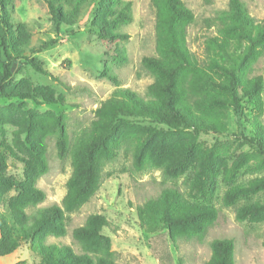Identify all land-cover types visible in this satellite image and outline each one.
<instances>
[{
  "label": "rangeland",
  "instance_id": "rangeland-1",
  "mask_svg": "<svg viewBox=\"0 0 264 264\" xmlns=\"http://www.w3.org/2000/svg\"><path fill=\"white\" fill-rule=\"evenodd\" d=\"M46 1L3 0L0 15L10 26L15 53L6 78L8 59L0 46V79L7 91L36 98L0 97V143L12 151L0 179L27 190L20 198L29 213L60 204L71 175L80 187L90 159L102 169L98 188L79 209L64 213L62 229L51 230L46 243L60 240L80 254L72 230L96 213L115 227L99 231L104 239L96 249L99 255L112 264H158L150 250L155 234L139 227L136 206L163 188H175L180 206L197 219L165 230L174 264H208L215 238L232 240L234 264H264V153L249 139L253 126L264 139V46L240 74L243 82L262 76L261 110L244 104L239 119L232 108L205 109L222 118L224 132L182 128L163 100L168 124L130 116L108 135L94 124L101 103L117 87L144 95L154 80L140 63L155 54L150 0H49L59 8L60 23ZM182 1L194 15L187 46L193 60L202 63L203 41L214 31L206 18L226 8L228 0ZM242 1L253 22L264 20V0ZM124 2L130 3L129 20L117 18ZM50 39L55 43L42 48ZM16 195L13 188L0 186V205ZM14 251L17 264L38 261L23 241ZM70 264L88 262L79 257Z\"/></svg>",
  "mask_w": 264,
  "mask_h": 264
},
{
  "label": "trees",
  "instance_id": "trees-1",
  "mask_svg": "<svg viewBox=\"0 0 264 264\" xmlns=\"http://www.w3.org/2000/svg\"><path fill=\"white\" fill-rule=\"evenodd\" d=\"M46 2L60 23L58 6L52 5L49 0ZM150 3L154 11L155 54L143 56L140 63L143 69L153 75L154 80L147 85L144 95L127 87L115 88L101 103L94 122L96 126L110 135L130 116H146L152 121L168 124V117L162 107L163 100H167L164 104L168 112L182 128L202 132L221 133L227 130L220 116L205 110L210 107L232 108L239 119L244 117V104L261 110L259 94L262 91V76L257 75L243 82L240 74L246 62L255 59L264 46V20L253 22L242 0H228L226 8L217 9L206 18V26L213 27L214 31L205 37L204 58L202 63H198L191 57L186 40L187 27L194 20L191 9L182 0H150ZM129 9L130 3L124 2L117 12V18L129 20ZM2 11L3 0H0ZM0 26V46L8 59L5 67L7 78L12 54L15 53L14 44L8 34V21L2 15ZM54 43L53 39L45 41L42 48ZM30 64L36 71L40 70L32 61ZM2 80L4 78L0 79V97L36 98L18 90L7 91ZM193 114L196 121L189 117ZM251 132L249 139L259 152L264 153V139L258 135L254 126ZM61 135L65 136L62 130ZM64 146L63 142L61 149ZM9 156H12V151L7 143H0V168L8 166ZM14 159L17 160L15 155ZM85 172L80 187L75 185V175L69 177L60 204L36 208L29 213L20 198L27 190L24 191L19 182L0 179V186L7 185L17 192L14 198L0 205V255L12 253L19 242L23 241L38 258L36 264H70L73 258L79 257L88 264L93 259H96V264H112L96 252L103 239L99 233L101 228H115L102 215L91 213L82 226L72 230L73 239L81 245L80 254L60 240L51 243L45 241L51 230L60 232L64 213L79 209L84 199L98 188L102 172L100 163L90 159ZM34 191L43 197L39 189ZM136 212L139 227L155 234L150 248L152 256L158 264H174L164 232L171 226L194 222L197 219L196 213L180 206L175 188H163L158 196L146 198L136 206ZM208 264H234L232 240L213 239Z\"/></svg>",
  "mask_w": 264,
  "mask_h": 264
},
{
  "label": "crops",
  "instance_id": "crops-1",
  "mask_svg": "<svg viewBox=\"0 0 264 264\" xmlns=\"http://www.w3.org/2000/svg\"><path fill=\"white\" fill-rule=\"evenodd\" d=\"M17 262V253L12 252L6 255H0V264H14Z\"/></svg>",
  "mask_w": 264,
  "mask_h": 264
}]
</instances>
